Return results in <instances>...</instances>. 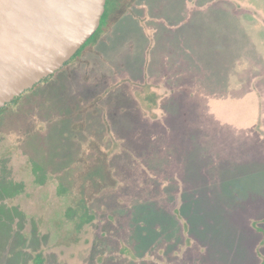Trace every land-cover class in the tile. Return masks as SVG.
<instances>
[{
  "label": "rangeland",
  "instance_id": "374dc122",
  "mask_svg": "<svg viewBox=\"0 0 264 264\" xmlns=\"http://www.w3.org/2000/svg\"><path fill=\"white\" fill-rule=\"evenodd\" d=\"M0 115V264H264V0H107Z\"/></svg>",
  "mask_w": 264,
  "mask_h": 264
},
{
  "label": "water",
  "instance_id": "95a60500",
  "mask_svg": "<svg viewBox=\"0 0 264 264\" xmlns=\"http://www.w3.org/2000/svg\"><path fill=\"white\" fill-rule=\"evenodd\" d=\"M106 0H0V109L62 68L95 34Z\"/></svg>",
  "mask_w": 264,
  "mask_h": 264
},
{
  "label": "trees",
  "instance_id": "16d2710c",
  "mask_svg": "<svg viewBox=\"0 0 264 264\" xmlns=\"http://www.w3.org/2000/svg\"><path fill=\"white\" fill-rule=\"evenodd\" d=\"M106 4H107V0H106ZM106 7V6H105ZM106 16V12H104V14H103V16H102V18H101V22H100V26H99V28H98V30L95 32V34L87 41V42H89V41H91L95 36H96V34L100 31V29L102 28V22H103V18ZM86 42V43H87ZM87 45L86 44H84L76 53H75V55L68 61V62H66L65 64H64V66L65 65H67L69 62H71L76 56H78L79 54H80V52L82 51V49H84V47H86ZM63 66V67H64ZM62 67V68H63ZM62 68H60L59 70H57L55 73H53L52 75H50V76H48V77H46V78H44V79H42L40 82H38L37 84H35L34 86H33V88H31V89H28V90H26V91H24L20 96H18V97H16V98H14L10 103H7L4 107H2L1 109H0V115H1V113H3L5 110H7V108H9L11 105H13L14 104V106H16L17 105V103H18V101L21 99V97H23V95L25 94V93H28V92H31V91H33L38 85H40L41 83L42 84H46L51 78H53L57 73H59V71L62 69Z\"/></svg>",
  "mask_w": 264,
  "mask_h": 264
}]
</instances>
